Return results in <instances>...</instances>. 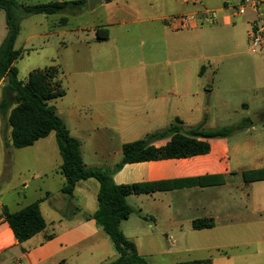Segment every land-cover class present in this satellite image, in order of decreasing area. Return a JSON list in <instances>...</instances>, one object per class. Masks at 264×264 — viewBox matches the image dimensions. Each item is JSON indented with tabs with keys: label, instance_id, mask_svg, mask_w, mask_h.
<instances>
[{
	"label": "crops",
	"instance_id": "1",
	"mask_svg": "<svg viewBox=\"0 0 264 264\" xmlns=\"http://www.w3.org/2000/svg\"><path fill=\"white\" fill-rule=\"evenodd\" d=\"M237 3L238 0H102L94 10L101 6L110 13L107 19L99 16L96 23L62 33L73 32V36L65 44L60 43V52L64 50L66 57L51 66L62 70L66 96L50 105L71 135L82 142L87 167L113 168L121 162L125 144L165 130L178 120L183 129L192 125L187 120V104L196 95L194 78L202 77L208 69L200 63L204 47L227 44L236 55L248 42L256 15L250 12L234 18L229 6ZM84 9L83 14L87 12ZM207 10L216 12L215 25L203 23L193 29L177 30L169 24L171 18L187 14L201 18ZM122 13L136 19L127 21L121 18ZM128 25H145L139 35L151 41L149 49L118 45V40L129 39V33L114 31ZM101 29H108L109 38L99 42L97 31ZM141 43H145L143 38ZM125 54L134 62L123 65ZM162 54L166 71L159 61ZM187 59L190 64L186 66ZM262 62L264 50L257 64L261 66ZM260 66L255 72L262 78ZM193 127L197 126L190 128ZM245 130H254V124ZM228 138L209 140L210 152L206 155L127 164L114 175L115 184L120 186L222 177L213 186L129 196L127 201L135 212L122 222L121 230L136 244L141 256L147 258L144 249L158 244H176L185 239L201 245L240 228L255 233L248 243L264 247V180L246 182L243 176L245 172L264 170L259 164L261 156L254 145H231ZM168 142L169 139L158 140L154 146L161 148ZM244 161L253 163L245 168ZM62 164L55 133L31 147L16 149L11 141L5 146V159L0 163V264H111L117 260L113 242L89 218L98 209L99 182L81 181L68 197L62 192L66 183ZM36 202H40L46 228L21 243L5 213H17ZM245 203L252 218L237 219L235 205L243 211ZM204 218H212L215 226L194 230L193 221Z\"/></svg>",
	"mask_w": 264,
	"mask_h": 264
},
{
	"label": "trees",
	"instance_id": "2",
	"mask_svg": "<svg viewBox=\"0 0 264 264\" xmlns=\"http://www.w3.org/2000/svg\"><path fill=\"white\" fill-rule=\"evenodd\" d=\"M86 4V0H56L36 5H25L17 0H0V10L6 13L7 27L6 37L0 45V85L5 82L1 92L0 117L7 121L11 130L10 141L16 149L31 147L55 133L63 160L61 174L66 179L62 192L66 196L72 197L81 181L95 179L99 182L98 209L89 218L97 223L114 244L118 258L111 264H152L148 258L139 254L136 244L121 230L122 222L128 220L135 212L127 198L190 186H213L222 177L120 186L115 184L114 175L127 164L206 155L210 152L209 140L228 138L248 126H253V122L246 120L235 126L209 130L200 125L183 131L179 126L182 122L178 120L165 130L125 144L123 158L113 168L87 167L83 160L82 142L71 135L55 107L50 105V102L66 96L61 81L62 70L58 66L34 70L29 73L26 81H21L16 63L23 57V52L15 47L24 19L36 15H77ZM63 22L67 23V19H63ZM108 38V29L97 31L99 42ZM162 139H169L166 146L155 147L154 143ZM243 176L246 182L261 181L264 180V170L245 172ZM5 218L21 243L46 228V222L40 212V202L17 213L6 212ZM214 226L212 218L196 219L192 223L194 230L210 229ZM181 264H211V260Z\"/></svg>",
	"mask_w": 264,
	"mask_h": 264
},
{
	"label": "rangeland",
	"instance_id": "3",
	"mask_svg": "<svg viewBox=\"0 0 264 264\" xmlns=\"http://www.w3.org/2000/svg\"><path fill=\"white\" fill-rule=\"evenodd\" d=\"M17 1L25 5H36L56 0ZM84 10H87L85 14L36 15L23 20L20 36L15 46L23 52V57L16 63L21 81H26L29 73L34 70L60 64L62 56L66 57V54H63L64 50L60 52V43L65 44L73 36V32L67 35L62 34L63 32L66 33L78 26V28H83L88 24L96 23L99 16L105 20L110 15V13H105L101 6L91 11L89 5L86 4ZM120 15L127 21L136 19L127 13ZM63 19H67V23H64ZM144 26L128 25L117 28L115 33L119 31L129 33V39L122 42L118 40V45L121 46L124 43L129 48H139L141 51L149 49L151 41L139 35L142 31L141 27ZM6 34V13L0 10V42ZM35 36L38 37L35 38ZM142 38L144 44L141 43ZM233 50L227 44H221L212 49L204 47L200 63L208 69L202 77L194 78L193 88L196 95L189 98L188 101L192 103L187 104V120L193 123L192 125L187 124L183 131H188L191 126L202 125L204 129L209 130L235 126L243 120L256 121L257 124L253 123L254 130L238 131L228 138V141L231 145L242 146L246 143L254 145L255 151L261 156L259 164L264 166V62L261 66L257 64L260 53L257 55L251 53L249 41L244 48L237 51L236 55H232ZM165 60L162 54L159 61L163 62L164 71L167 70ZM121 62L125 65L134 61L125 54ZM146 62H149V57H146ZM189 64V59H187L185 65ZM256 66L262 68V78L255 72ZM190 78L191 76L188 80H191ZM166 79H171V77L167 76ZM4 83L0 85V91ZM9 136L10 128L7 121L0 117V163L5 159V146L10 145ZM252 163V161H244L242 167L248 168L246 166H251ZM235 190L237 192V188ZM240 195L243 197L241 192ZM247 209L246 203L243 211L235 205V213L239 214L236 218L245 216L251 219V212ZM253 234L255 235L252 231L240 228L228 232L220 239H210L201 245L198 242H189L184 239L183 242L176 244H165V246L158 244L144 250L148 252L147 258L152 264H181L208 259H211L212 264H264V247L248 243Z\"/></svg>",
	"mask_w": 264,
	"mask_h": 264
},
{
	"label": "built area",
	"instance_id": "4",
	"mask_svg": "<svg viewBox=\"0 0 264 264\" xmlns=\"http://www.w3.org/2000/svg\"><path fill=\"white\" fill-rule=\"evenodd\" d=\"M232 16L239 18L254 13L255 19L251 24L248 34L249 47L252 54L257 55L264 50V0H238L236 5H230ZM217 22L216 12L213 10L205 11L199 18L196 14H187L173 17L169 24L177 30L193 29L201 24L215 25Z\"/></svg>",
	"mask_w": 264,
	"mask_h": 264
},
{
	"label": "water",
	"instance_id": "5",
	"mask_svg": "<svg viewBox=\"0 0 264 264\" xmlns=\"http://www.w3.org/2000/svg\"><path fill=\"white\" fill-rule=\"evenodd\" d=\"M102 0H88L90 10H94V8L99 4ZM254 124H257L256 121H252Z\"/></svg>",
	"mask_w": 264,
	"mask_h": 264
}]
</instances>
